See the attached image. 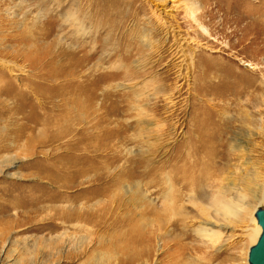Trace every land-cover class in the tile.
I'll return each mask as SVG.
<instances>
[{"label":"rangeland","instance_id":"1","mask_svg":"<svg viewBox=\"0 0 264 264\" xmlns=\"http://www.w3.org/2000/svg\"><path fill=\"white\" fill-rule=\"evenodd\" d=\"M112 1L0 0V78L5 86L14 87L13 94L29 85L37 71L35 55L19 39L28 28L31 32L52 28L40 42L46 45L58 37L61 52H67V44H83L79 58L99 75L93 79L94 111L88 122L63 133L43 129L41 124L34 131L24 129L26 124L32 126L24 116L29 109L14 111L20 102L0 94V146L8 145L0 149V264H248V250L260 234L254 211L264 208V0H120L124 14L120 23L110 22L105 14ZM188 7L198 9L194 16L207 35L192 20ZM35 20L39 28H33ZM169 27L187 38L183 44L187 54L195 50L210 65L225 64L226 70H235L243 83L239 87L250 82L251 93L234 99L215 77L213 85H203L206 95L197 94L191 90L195 73L188 71L175 98V111L166 115L168 91L159 90L154 77L167 75L165 90L174 87V69H168L172 66ZM125 52L128 59L123 63L129 65L130 73L146 75L130 79L119 71L116 79L107 80L108 54L119 64ZM73 59L72 68L77 63ZM146 81L148 85H142ZM66 82H54L59 84L56 93L51 91L45 99L30 89L29 100L43 102L47 109L56 107L54 113L61 115ZM109 83L114 96H122L129 106V114L113 117L111 124L104 120L107 97L103 91ZM244 110L252 119L248 128L238 119ZM9 111L15 112L13 116ZM195 111H199L195 118L210 112L232 119L224 148L228 158L221 160L229 166L205 186L201 198L205 214L194 215L185 207L162 210L161 195L175 187L182 197L173 202L193 206L190 191L172 179V156L186 143ZM123 121L129 126L138 122V127L125 130L128 139L109 150L104 129ZM173 123L178 128L172 137ZM18 131L24 134L17 139ZM30 137H41L43 142L29 143ZM11 144L15 148H9ZM112 152L122 158L108 166L106 159ZM137 171L140 176L134 174ZM119 176L120 184L114 182L105 189L111 182L108 177ZM216 194L231 202V212L211 205ZM192 195L197 200L201 196Z\"/></svg>","mask_w":264,"mask_h":264},{"label":"bare ground","instance_id":"2","mask_svg":"<svg viewBox=\"0 0 264 264\" xmlns=\"http://www.w3.org/2000/svg\"><path fill=\"white\" fill-rule=\"evenodd\" d=\"M120 4H121L120 0H114L109 4V6L107 5L108 8L107 7L105 8L106 12L105 11L104 12L107 15V17H109L108 19L110 22H117V20H118V23H120V20L122 18L121 15H124L122 13V10L120 9ZM158 10H159V12L162 11L160 9H158ZM168 10H170V9H168ZM168 10H166V11H168ZM188 10H189L188 13L190 14V16H192V20L196 23L197 20L194 16V12L198 9H196L195 7L194 8L188 7ZM36 18H37V16H36ZM52 18H54V15L52 17L50 16L49 20H52ZM224 21H225V23H227L228 19H224ZM35 22H37V21L35 20ZM38 26H39V24L37 22L33 26V28H39ZM197 26L207 35L208 31L205 29V27L199 25L198 22H197ZM243 28H244V26H243ZM30 30H31V28L24 30L23 34L20 35L19 39H21L25 43V46H27L24 49L25 50L29 49L30 50L29 52L32 51L31 53L35 55L34 56V58H35L34 66H36V68H37L35 78L29 85L24 84L23 88L22 87L19 88V90H18V93L20 92L19 94L18 93L13 94L12 90L14 87L5 86V84H3V81H2L4 78H0V94H7L8 96H12L20 102L18 108L15 107L14 111H16L18 109V112H19V111H21V108H25V107H27V109H29L27 111L26 115H24V116L27 119V122H30L32 124V126H30V124L29 125L26 124L25 126H22V127H24V129L34 131L33 129L36 128L37 126H39L37 124H41L40 126L43 129L49 127L48 129H51L52 131L60 130V131H62V133L65 130L73 131V129H74L73 126L75 124L80 123V122H82V123L88 122L87 118L94 111L93 100L95 98V92H94V88H95L94 83L95 82L93 79L94 78L96 79V77H99V75L98 74L95 75L93 73V69H90L89 67L86 68L84 66V61H82L79 58L78 52L82 49L83 44H76V46H72L70 44H67V45H65V47H66L65 50H67V52H64V50L61 52V50H59V47L63 43H62L61 39H58V37L51 39L48 43H46L47 47L45 44H42L40 42V40H44L47 37H49L52 28L49 30H43V31L38 29L39 31L33 30L31 32ZM168 31L170 32V33L168 32L169 36H171V42H170L171 46L169 47L168 55L172 58V61L170 63L172 66L168 69L169 70H171V68L174 69V73H175L174 78H176L174 81V87L172 86L173 88H171V89L168 87V89L165 90L167 88L166 84H165V81L167 79V77H166L167 75L164 76V75H157L156 74V76L154 77V80L158 83L157 88L159 90L168 91V92H165L166 93L165 94V99H166L165 105L166 106H164V107H165V113H167L166 115H171L173 113V111H175L174 110L175 104H176L175 98L179 95L178 92L180 91L181 86L184 84V81H186V75L185 74L188 71L195 73V75H193L194 81H193V84L191 85V90L195 91L197 94L199 93L200 95L201 94L206 95L208 89L204 90L202 87H203V85L204 86H210L211 84L213 85L212 79H214L215 77L220 78V79L218 78L219 79L218 85H222V87L225 86L226 91L229 94H232L234 99H236L235 98L236 96L241 97L242 95H244L246 93L247 94H249V92L251 93V90H249V88L252 87V86H250V82L246 83V84L244 83L243 87H239V86H242L241 84H243V83L241 82V78L238 77V72H236L235 70H228V69L226 70L225 64L210 65L207 61V57L204 55L198 54L195 50L192 53L187 54L185 51L186 49L184 48V45H183L184 43H186L187 40H185V39H187V38L182 37V35H180L179 32L178 33L175 32L173 27H169ZM180 39L182 40V42H179ZM111 40L113 41V38L109 35L107 42H109L110 45H111ZM113 43H114V41H113ZM42 45H44L46 47V49L45 48L41 49ZM124 47L126 49V46H124ZM36 48H38V50H35ZM126 51H128V50H126ZM73 58H75V59H73ZM110 58H111V55L109 53L108 54V60H109L110 64H109V67L107 68V70L105 72L106 73L105 77L107 78V80L112 81V80L116 79L119 71L122 72L121 77H128L130 79L132 77H136L140 74L146 75V72H140V73L139 72H132V73H130L129 68H128L129 65L127 66L123 63L125 60L128 59V53H126V52L120 57L119 64L115 63V60L112 61V59H110ZM156 58H154V59H156ZM23 59H26L25 55H23ZM72 59L77 61L76 65L72 64V66H75L73 68L69 67L70 63L72 62L71 61ZM121 59H122V61H121ZM161 62H162L161 58L158 57L156 63L159 65ZM5 66L8 67L10 73L14 74V72H13L14 68L13 69L10 68L11 66H9V64L5 65ZM142 66H144V65H142ZM137 71H139V70H137ZM219 71L221 73H219ZM60 79H62L63 82H64V80L67 81L66 85H65L66 88L64 89L65 93L63 94L65 96L63 109H62L64 113H62L61 115L56 114V113H54L56 107H52L50 109H47L43 105V102L37 101V102L33 103L31 100H29V96L27 95V91L30 89H31L30 92H34L41 99L47 98L49 96L48 94H50L51 91H54V93H56L55 91H56V88L59 84H57V83L55 84L54 82H56L57 80H60ZM8 84H10V82H8ZM52 84H54V87ZM142 85H148V82L147 81L142 82ZM62 86H63V84H62ZM110 86H111V83H109L105 87V90L103 91L104 98L107 97V101H106V104L104 106V120L106 121L107 124H109V123L111 124L114 122L113 117H116L118 115L129 114L128 113V111H129L128 107L129 106H127L124 103L126 101V99H124L122 96L115 97L114 94L112 93V91L109 90ZM26 87H28V89ZM122 87L125 88V85H123ZM126 88H127V86H126ZM144 88H146V87H144ZM132 89L134 90V88H132ZM58 90H59V88H58ZM137 90H138V88H137ZM58 92L59 91H57V93ZM140 94H142V93H140ZM220 96H223V94H220ZM238 100H240V99H238ZM246 100L247 99H245V101ZM243 105H244V103H243ZM2 110H3L2 113H4V112L6 113V107L2 108ZM198 112L199 111H195V112H193L194 114H192L191 118H194L195 120L192 122V128H190V130L187 132L186 143H182L180 145L183 149L179 148L177 151H175L174 155L172 156L173 161H174V162H172V167H173V171H174V178H172V179L174 182H176L177 185L179 184V187H181V189H185L187 191H190L191 194H189L188 200H190L192 202L193 206L190 207L187 205L185 206V204L183 205L182 203H177V202L174 203L173 202V199L175 201H177V200L179 201V200H181V197H182L180 190L176 189V187H175L174 189H176V190L173 189L171 191V193L166 192L164 190L165 191V192H163L164 195H161L164 198V201H163L164 208L163 209L161 208L162 210L173 212L174 210H177V209L181 210L183 207H185V209H187L189 212H193L194 215L205 214L207 212V208L204 205H202V203H201L202 202L201 198H204V188L207 184H209L211 182L213 183L214 180L216 181L219 177V174L227 166H229L226 162L221 164L222 163L221 160L227 161V158H228L224 148L226 147L225 142L227 141L226 133H227L228 129L230 128L229 126H231L232 119L228 116H226V117L222 116L221 117V116L213 115L210 112L206 115V117L205 116H203V117L198 116V117H200L198 119V117L195 118V116L198 114ZM9 113L12 115L15 112L9 111ZM238 119L239 120L241 119L242 122H244L243 126L245 128L247 127L248 124H250V122L252 120V119H250L248 112H246L245 110L241 111V114L239 115ZM233 120H236V119H233ZM123 122L121 124H118V122H116L115 126H113V127H105L106 128V129H104L105 130V132H104V134H105L104 135L105 136V146L109 150L110 149L112 150L113 147L115 145L117 146V144L119 142H121V141L125 142L128 139V137H126V135H125V132L128 130V128L138 127V122H136V124L132 125V126L127 125L126 121H123ZM95 124L96 123H94L92 125L94 126ZM92 125L91 124L89 126L87 125L85 130L88 129V127L89 128L92 127ZM227 125H228V127H227ZM63 126L68 127V128L63 129L62 128ZM154 127H155V125H154ZM161 127L159 126L158 130L162 129ZM170 127H171L170 130H172V133H171V131H170V133L173 137L175 134H177L178 125H177V123H173ZM155 128H157V127H155ZM147 131L151 132L152 128L148 129ZM15 134H16V138L18 139V137L23 135L24 132L18 131ZM52 134H55V133L53 132ZM6 135H3L4 139L8 140L10 137L6 136ZM29 139H30L29 143L34 142L35 144H38V145L40 143L42 144V142H43V139L41 137H30ZM7 146L8 145L0 146V149H5V148H7ZM12 147L15 148V146L11 144L9 146V148H12ZM223 149H224V151H223ZM148 150L150 151L151 149H148ZM121 158L122 157L117 152L109 153L107 156V159H106L107 165L109 166L112 164H116ZM138 161H140V159ZM178 162H181L183 165L181 163H179V164H181V165H179ZM151 167H152L151 171L153 173L157 172L156 167H153V166H151ZM147 169H148V166H147ZM127 170H128V168H127ZM116 171H118V170H116ZM121 172H122V170H121ZM139 173L140 172L137 171L134 174L137 175ZM121 174H120V176H121ZM126 175H127V173H126ZM120 176L117 179H115L113 177H108L111 182H108V184H106L105 189L112 187L113 184H115V183L120 184V181H121ZM139 176H140V174H139ZM167 190H168V188H167ZM193 193H199L201 195L200 197H198V200L195 198V196L192 195ZM165 201H167V202H165ZM211 205L216 206V207H220L224 211L231 212L230 209H228L232 206L231 202L226 200L222 195L216 194L214 197V200L211 202ZM176 207H177V209H176ZM159 210H160V208L157 209L156 212H158ZM182 210H184V209H182ZM217 212H218V210H217ZM152 213H154V212H152ZM257 229H260L259 226L256 228V231H257ZM252 238L253 237H251L250 239H252Z\"/></svg>","mask_w":264,"mask_h":264},{"label":"water","instance_id":"3","mask_svg":"<svg viewBox=\"0 0 264 264\" xmlns=\"http://www.w3.org/2000/svg\"><path fill=\"white\" fill-rule=\"evenodd\" d=\"M254 218L260 227V234L248 250L247 262L248 264H264V208H257L254 211Z\"/></svg>","mask_w":264,"mask_h":264}]
</instances>
